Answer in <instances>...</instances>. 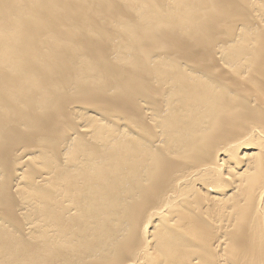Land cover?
Masks as SVG:
<instances>
[{
	"label": "bare ground",
	"instance_id": "1",
	"mask_svg": "<svg viewBox=\"0 0 264 264\" xmlns=\"http://www.w3.org/2000/svg\"><path fill=\"white\" fill-rule=\"evenodd\" d=\"M6 2L0 264H264V0H159L157 51L61 0L9 24Z\"/></svg>",
	"mask_w": 264,
	"mask_h": 264
},
{
	"label": "rangeland",
	"instance_id": "2",
	"mask_svg": "<svg viewBox=\"0 0 264 264\" xmlns=\"http://www.w3.org/2000/svg\"><path fill=\"white\" fill-rule=\"evenodd\" d=\"M61 1H62L61 5L63 3L65 4V8H67V10L63 11L64 15L66 16V19L73 18L75 22H82V20H84V18L87 15L92 14L93 19L101 21L102 28L99 29L100 39L107 40L108 42H118V43L122 42L123 40L126 44H128V47L130 48L146 46L153 51H157V48L154 47L156 45L154 41H157V39L154 38L153 36L155 35V32H160V30L159 28L151 29L147 24L149 21L148 18H152L153 20L159 22V8H158L159 0H155V4L150 0H108L109 3L112 5L117 4L118 10L116 16L122 15L118 20L109 19L106 13L103 10H101L97 0H89V1L61 0ZM172 1L173 0H167V1L161 0V5L163 7H166L167 2L171 4ZM6 3L11 8V12L5 15L4 19L5 21H9V24H11L13 21L18 20V16L21 13L23 7L20 5L21 0H7ZM33 5L34 4H30L28 9L34 10ZM192 9H194V7L192 6L191 7L182 6L179 10H172V12L180 13L184 15L192 11ZM84 11H86V15H84ZM208 11L210 13L216 12L215 10L212 9H209ZM2 18L0 19V24L2 22ZM176 23H179V25H175ZM167 25L171 28L184 27L186 25V22L183 18H172L170 21H167ZM224 26L226 25L221 26V30H224L223 28ZM194 27L196 29H209V25L205 20V16L203 18H198L196 23H194ZM229 28L231 27H228V29ZM225 33L226 32H223L222 33L223 35L220 34L219 36L216 37L214 43L215 45L218 44L221 45L223 43L225 39ZM144 35L147 36L145 37V41L142 40V37H144ZM115 38L120 41H116ZM185 38H187V40L185 41L186 44L187 42L192 43V41L194 42V40L196 39L204 41L205 35L204 34L197 35L194 34L193 32L190 33L187 32ZM171 45H173L171 48L174 49H177L179 47V44H171ZM143 52H144V48L142 49V54ZM157 85H159V82L157 83ZM140 100H146V99H140ZM100 111L105 113L103 108ZM119 120H120L119 124L121 125H124L126 123V125H128L131 128L135 127L129 121L130 119L127 121H123V119L120 118ZM99 121L101 122V124H105L107 126L114 125L112 122H109L107 120L106 113L105 116L99 115Z\"/></svg>",
	"mask_w": 264,
	"mask_h": 264
}]
</instances>
